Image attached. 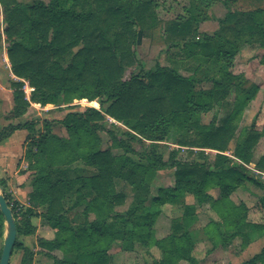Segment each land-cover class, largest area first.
<instances>
[{
  "label": "trees",
  "instance_id": "1",
  "mask_svg": "<svg viewBox=\"0 0 264 264\" xmlns=\"http://www.w3.org/2000/svg\"><path fill=\"white\" fill-rule=\"evenodd\" d=\"M193 1L209 8L215 0ZM235 1L222 0L228 12L221 20L224 27L213 35L199 34V17L191 11L171 20L165 39L179 48L183 58L175 65L157 61L145 68L136 47L143 32L157 25L153 0H0L4 25L0 42L6 44L15 76L7 118L24 116L31 103L66 111L58 119L65 135L53 131V119L36 116L0 128V144L15 130L27 131L22 158L31 177L29 204L14 201L10 207L17 228L11 255L22 251L20 264H31L34 258V250L18 239L35 233L34 216L55 229L52 239L38 240L46 254L61 252V259L53 256V264H108V251L115 242L130 249L138 244L145 252L157 247L154 264L194 262L187 221L204 204L219 218L204 228L210 241L243 240L242 225L264 234V223L247 220L249 207L230 199L245 181L264 189V179L246 166L254 163L264 172V152L253 160L264 123L260 127L254 118L236 133L240 111L259 86L253 83L242 89L236 83L239 76L231 74L243 43L264 47V8L238 13L231 11ZM228 30L235 31V39L225 36ZM187 60L193 62L189 73ZM260 62L264 63V55ZM199 71L212 87L195 93ZM25 82L32 88L29 98ZM230 87L242 92L240 101L218 121L202 123V111L227 105L224 97ZM74 100L97 102V107H81ZM233 139L232 157L226 152ZM162 141L178 146L171 149L169 159L159 149ZM195 147L198 159L190 160L187 156ZM115 148L121 152L114 154ZM166 167L174 169L173 186L160 188L151 197L150 184L157 170ZM118 180L133 192L122 211L118 207L126 204V195L117 190ZM212 189L217 196L210 193ZM189 195L195 203L183 204L182 218L174 220L166 237L156 239L153 226L160 206L166 198ZM259 205L264 211V197ZM3 225L0 211V238ZM245 264H264V249Z\"/></svg>",
  "mask_w": 264,
  "mask_h": 264
},
{
  "label": "rangeland",
  "instance_id": "2",
  "mask_svg": "<svg viewBox=\"0 0 264 264\" xmlns=\"http://www.w3.org/2000/svg\"><path fill=\"white\" fill-rule=\"evenodd\" d=\"M24 3L31 2V0H20ZM154 9L158 19L157 25L154 28L147 29L143 32L142 40L136 47V53L138 57L145 62V68H151L155 62H159L162 65H175V60H180L183 55L178 47H171L165 39L166 28L169 22L175 19L178 15H184L187 11L195 13L199 17L197 25V31L199 34L206 33L209 35L216 34L221 31L224 25L221 20L228 12V8L223 4L222 0H215L209 8H202L197 5L193 0H153ZM256 7L264 8V1L254 0H236L231 3V11L242 12ZM2 12L0 11V31L3 35L4 25L2 23ZM225 36L230 39H235V31H226ZM4 38V36H3ZM6 52V44L3 40L0 42V55ZM264 55V47H259L258 42L243 43L239 52L236 54L231 69V74L237 75V82L242 89L247 90L251 84L255 83L259 86V90L256 95L246 103L245 107L240 111L239 120L237 122L236 133H239L244 126H250L254 118L258 125L261 127L264 123V63L260 60ZM187 73L191 72L193 68V62L191 60L186 61ZM10 65L5 60V67ZM179 70L183 73L184 69L179 67ZM186 73V72H185ZM203 73L200 71L197 73V82L195 84V93H199L201 90L212 87V83L204 78ZM14 78H10L6 75V71L1 70L0 66V128L8 123H16L21 120L30 119L33 116L38 117L39 120L53 119V131L57 134L65 135V129L60 125L58 119H61L66 111L50 110L52 105L37 106L32 105L28 112L16 119L7 118L8 100L12 96V89L10 82ZM29 88V89H28ZM31 88L27 82L24 85V91L26 97L29 98ZM242 92L230 87L224 97L227 105L221 106L215 104L211 108H207L200 113V120L202 123H210L218 121L229 109H232L234 103L240 101ZM74 104H79L81 107L94 106L97 107V102H88L87 100L80 101L74 100ZM99 106V105H98ZM233 110V109H232ZM231 110V111H232ZM7 113V114H6ZM37 128H42V124L38 123ZM24 130L14 131L13 135L5 139L3 143L8 142L10 149L13 152L4 150L0 153V194L6 198L9 203V207L13 205L14 201L18 204L28 205V195L32 189L31 177L29 172H25L27 162L23 158H18L19 150L22 145L20 140L23 137ZM159 143V149L165 159H169V152L173 148L178 146L169 142L162 141ZM235 145V139L230 144V150L226 154L231 155V150ZM103 146H106L103 144ZM136 148H140L138 144ZM24 149V148H23ZM23 149L21 155H23ZM199 148H193L188 152H182V155L188 156L190 160L198 159ZM204 150V149H203ZM187 151V150H186ZM209 155H213L214 151L205 150ZM114 154H118L121 151L119 149H113ZM264 152V136H262L258 143L254 147L253 160L257 161ZM9 153V154H6ZM233 157V156H232ZM252 173L259 178L264 179V172H260L255 169L254 163L246 165ZM172 168L159 169L156 172L154 179L150 184V196H156L160 188H167L173 186ZM116 188L126 195V204L118 207L119 210H125L132 198V189L124 181H116ZM210 193L217 196L218 191L216 189L210 190ZM264 197V189L253 185L249 181H245L243 186H239L233 190L230 195L231 201L235 204H245L249 207L247 220L250 222L264 223V211L261 210L259 200ZM195 203L194 197L189 195L184 198H166V201L160 206L159 214L154 222V236L156 239L166 237L170 232L174 220L182 218L183 204ZM11 209V208H10ZM39 211H43L42 208ZM37 223L44 222L42 217ZM219 220L216 212H214L207 204L199 205L195 213L188 219L189 232L194 241L195 249L194 256L195 261H180V264H245L247 260L253 257L255 254L261 252L264 249V234H259L249 225H242L241 231L245 235L242 240L240 237L228 240L224 243H214L210 241L208 235L205 233V226L211 220ZM36 219H32L35 223ZM6 231V225H3V236L0 238V251L3 246L4 235ZM19 235L18 239L23 241L28 247L38 248L37 252L42 251L38 246V240L41 236ZM43 238V237H42ZM40 249V250H39ZM148 252V253H147ZM145 252L141 246L136 244L135 249H130L128 245H121L119 242L112 244L108 251V264H154L155 258L159 257V250L157 247H153ZM38 256V255H37ZM22 257V251H14L10 257L9 264H20Z\"/></svg>",
  "mask_w": 264,
  "mask_h": 264
},
{
  "label": "crops",
  "instance_id": "3",
  "mask_svg": "<svg viewBox=\"0 0 264 264\" xmlns=\"http://www.w3.org/2000/svg\"><path fill=\"white\" fill-rule=\"evenodd\" d=\"M0 11H1V8H0ZM2 37H3V35H2ZM4 42V41H3ZM6 58H7V54H6V52H4V54H2L1 53V55H0V66H1V70H4V71H6V75L7 76H9L10 78H15V76H14V74L12 73V71H11V69H10V65H8V68L6 69V67H5V60H6ZM7 61H8V58H7ZM8 63H9V61H8ZM10 64V63H9ZM1 81V80H0ZM0 84H1V82H0ZM2 85V84H1ZM8 111H7V113H9V111L11 110V108H12V105H13V101H12V96H11V98L8 100ZM32 105H35V106H37L38 104H36V103H31ZM6 113V114H7ZM19 130H24L25 132L23 133L24 135H23V137H22V139L20 140V144L22 145V147H21V149L19 150V154L17 155L18 156V158H22V155H21V153H22V149L24 148V146H23V143H24V139H25V137H26V134H27V131L25 130V129H18V130H16V131H19ZM14 133V132H13ZM13 133L10 135V136H12L13 135ZM57 134V133H56ZM59 135H62V134H59ZM9 136V137H10ZM8 137V138H9ZM4 150H8V151H11V152H13V150L12 149H10V147H9V144H8V142H5V143H1L0 144V153L3 151L4 152ZM23 151H24V149H23ZM6 154H9V153H6ZM36 219V221H35V223H33L35 226H36V230H35V233H34V235H38V234H40L39 236H41V237H43L44 239H52L53 237H54V233H55V229H53L52 227H50L48 224H46L45 222H42V223H37V221L38 220H40L39 218V216H34V217H32V219ZM31 219V220H32ZM33 250H34V258H33V261H32V263L31 264H53V256L55 257V258H57V259H61L62 258V254H61V252L59 251V250H54V251H52L51 252V254H46L44 251H39V253L37 252V250H38V248L37 249H35V248H33V247H31ZM40 250V249H39ZM38 255V256H37Z\"/></svg>",
  "mask_w": 264,
  "mask_h": 264
},
{
  "label": "water",
  "instance_id": "4",
  "mask_svg": "<svg viewBox=\"0 0 264 264\" xmlns=\"http://www.w3.org/2000/svg\"><path fill=\"white\" fill-rule=\"evenodd\" d=\"M1 188V186H0ZM0 211L4 215L6 231L0 254V264H9L12 248L17 237L16 221L3 195L0 194Z\"/></svg>",
  "mask_w": 264,
  "mask_h": 264
},
{
  "label": "flooded vegetation",
  "instance_id": "5",
  "mask_svg": "<svg viewBox=\"0 0 264 264\" xmlns=\"http://www.w3.org/2000/svg\"><path fill=\"white\" fill-rule=\"evenodd\" d=\"M4 197V196H3ZM5 198V197H4ZM5 200H6V198H5ZM7 202V201H6ZM8 205V204H7Z\"/></svg>",
  "mask_w": 264,
  "mask_h": 264
},
{
  "label": "built area",
  "instance_id": "6",
  "mask_svg": "<svg viewBox=\"0 0 264 264\" xmlns=\"http://www.w3.org/2000/svg\"><path fill=\"white\" fill-rule=\"evenodd\" d=\"M31 88V87H30ZM32 89V88H31Z\"/></svg>",
  "mask_w": 264,
  "mask_h": 264
},
{
  "label": "bare ground",
  "instance_id": "7",
  "mask_svg": "<svg viewBox=\"0 0 264 264\" xmlns=\"http://www.w3.org/2000/svg\"><path fill=\"white\" fill-rule=\"evenodd\" d=\"M29 89V88H28Z\"/></svg>",
  "mask_w": 264,
  "mask_h": 264
}]
</instances>
